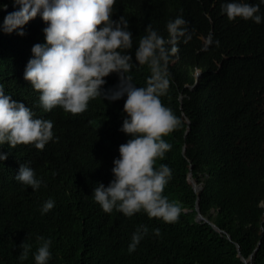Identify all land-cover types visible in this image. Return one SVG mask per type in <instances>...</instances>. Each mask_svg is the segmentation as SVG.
<instances>
[{"label":"trees","instance_id":"16d2710c","mask_svg":"<svg viewBox=\"0 0 264 264\" xmlns=\"http://www.w3.org/2000/svg\"><path fill=\"white\" fill-rule=\"evenodd\" d=\"M226 2L115 0L113 5V19L129 21L133 47L125 51L133 59L148 25L168 38L169 20L182 16L186 21V37L169 63L170 86L161 97L174 113L183 114V125L164 137L172 149L156 161V167L172 169L163 194L181 205L183 216L169 224L143 211L132 217L115 209L104 212L93 189L113 179L110 165L131 137L119 132L115 139L112 126L95 115L83 122L53 116L58 141L43 150L0 146L8 156L0 161V264H35L38 236L52 240L49 264H264V22L230 20L222 12ZM0 4L8 5L0 10L2 24L15 9L13 0ZM45 26L38 15L25 25L23 37L0 31V83L43 119L40 94L24 71L32 47L45 43ZM150 74L147 65L130 72L137 87L145 86ZM105 79L119 84L115 73ZM125 100L113 103L124 111ZM94 108L95 102L89 110ZM21 163L43 179L40 189L15 179ZM49 198L55 207L41 214ZM199 215L203 220L197 222ZM140 225L149 233L129 253ZM156 228L159 237L152 232ZM24 242L32 252L21 261Z\"/></svg>","mask_w":264,"mask_h":264},{"label":"clouds","instance_id":"9594fccd","mask_svg":"<svg viewBox=\"0 0 264 264\" xmlns=\"http://www.w3.org/2000/svg\"><path fill=\"white\" fill-rule=\"evenodd\" d=\"M114 4L115 0H13L15 10L5 16L0 31L23 37L25 25L38 15L46 25L45 43L32 47L24 71V79L40 94L45 119L37 118L25 103L6 94L4 84L0 83V146L33 145L43 150L49 142L58 141L54 139L57 135L53 116L64 115L83 122L95 115L112 126L115 139L119 132L131 137L120 145L119 157L114 159V166L110 165L113 179L107 186L98 183L93 189L95 202L106 213L115 209L132 217L143 211L150 218L175 223L183 216L182 207L163 194L172 179V169L167 164L156 167V161L164 159L172 149L164 137L183 125V114L174 113L161 97L170 86L169 63L179 50L180 39L186 37V21L182 16L169 20L168 38L148 25L133 59L125 51L133 47L129 21L124 16L113 19ZM260 4L264 0L259 4L227 0L222 4V12L230 20L239 18L260 24L264 22ZM7 8V4H0V10ZM142 65H147L151 74L145 86L137 87L130 72ZM113 73L119 77L118 85L105 79ZM125 97L122 111L113 102ZM102 100L111 104L104 105ZM93 102L96 108L89 110ZM7 158V154L0 152V161ZM15 179L33 191L43 184L28 163L20 164ZM55 203L54 199H47L41 214L54 209ZM152 232L157 237L161 235L159 228ZM148 233L146 225L138 226L128 252H135ZM36 239L38 246L32 253L35 264H49L51 238ZM20 247L19 259L27 260L32 245L24 242Z\"/></svg>","mask_w":264,"mask_h":264},{"label":"bare ground","instance_id":"6f19581e","mask_svg":"<svg viewBox=\"0 0 264 264\" xmlns=\"http://www.w3.org/2000/svg\"><path fill=\"white\" fill-rule=\"evenodd\" d=\"M196 220L201 221V220H203V217L201 215H199Z\"/></svg>","mask_w":264,"mask_h":264}]
</instances>
